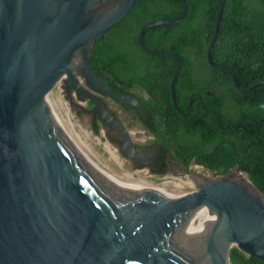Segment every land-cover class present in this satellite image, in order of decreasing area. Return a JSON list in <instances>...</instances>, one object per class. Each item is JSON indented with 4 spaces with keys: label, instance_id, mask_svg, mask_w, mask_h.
Returning a JSON list of instances; mask_svg holds the SVG:
<instances>
[{
    "label": "water",
    "instance_id": "1",
    "mask_svg": "<svg viewBox=\"0 0 264 264\" xmlns=\"http://www.w3.org/2000/svg\"><path fill=\"white\" fill-rule=\"evenodd\" d=\"M137 1L0 0V264H230L231 246L264 261V197L240 171L209 175L179 165L182 175L200 178L189 191L116 172L91 149L61 102H46L57 83L67 95L87 96L98 122L119 132L122 156H148V149L131 146L120 122L88 92L144 114L134 96L114 92L89 68L94 41ZM179 1L178 17L147 20L135 35L145 54L175 60L172 102L179 60L169 49H147L141 35L146 27L181 21L186 2ZM223 4L219 0L205 62L227 72L234 90L245 91L227 68L209 61ZM195 210L205 221L183 227Z\"/></svg>",
    "mask_w": 264,
    "mask_h": 264
},
{
    "label": "trees",
    "instance_id": "2",
    "mask_svg": "<svg viewBox=\"0 0 264 264\" xmlns=\"http://www.w3.org/2000/svg\"><path fill=\"white\" fill-rule=\"evenodd\" d=\"M185 2L181 21L146 27L141 35L147 49H169L179 60L173 102L168 83L175 60L145 54L135 35L147 20L178 17L179 0H138L94 41L89 68L106 78L114 92L139 100L145 116L132 108L133 119L184 170L199 167L216 175L235 168L264 197V0H224L209 50L210 63L227 68L237 87L245 91L234 90L227 72L205 62L219 0ZM97 128L93 124L94 132ZM228 260L230 264H264L235 246L229 248Z\"/></svg>",
    "mask_w": 264,
    "mask_h": 264
},
{
    "label": "flooded vegetation",
    "instance_id": "3",
    "mask_svg": "<svg viewBox=\"0 0 264 264\" xmlns=\"http://www.w3.org/2000/svg\"><path fill=\"white\" fill-rule=\"evenodd\" d=\"M77 82L81 85H83V81L81 78H77ZM62 92V96L68 101V104L71 108L80 110V112L86 113L89 120L90 125L93 126L96 125L98 130H103V136L104 138L113 146L116 147V150L118 152V147L123 146V140L119 134V132L111 128L107 125H104L102 123H99L96 116H97V107H91L92 103L91 100L81 94L76 93L74 91H71L68 95L64 92ZM88 92L92 95H95L101 102H103L105 108L107 109L108 114L120 122V124L123 126L124 130L129 136L131 146H141L145 149H148V156L141 159L136 158H125L122 156L119 152L118 154L129 162V164L136 168L141 169L143 167H146L151 173H153L155 176L162 177L165 174H167L170 170L176 169V167L180 168V164H177L176 162H172L170 160V155L165 152L164 148L159 146L153 139V136L146 133L143 128L140 127L139 123L137 122V118L135 117L133 119L132 117V108H134L138 113H140L135 107L132 106H121L119 103L115 102L113 99L109 98L108 96L93 91L88 88ZM108 99V100H107ZM137 99V98H136ZM147 98H143V100H146ZM138 100V99H137ZM139 101V100H138ZM140 103V102H139ZM141 104V103H140ZM142 106V105H141ZM142 114V113H140ZM145 116L144 114H142ZM138 132H143V134H146V138L140 140L137 138ZM144 161V163H143ZM163 166L162 171H160V168ZM181 169V168H180ZM189 169V168H188ZM187 169V170H188ZM153 170V171H152Z\"/></svg>",
    "mask_w": 264,
    "mask_h": 264
},
{
    "label": "rangeland",
    "instance_id": "4",
    "mask_svg": "<svg viewBox=\"0 0 264 264\" xmlns=\"http://www.w3.org/2000/svg\"><path fill=\"white\" fill-rule=\"evenodd\" d=\"M46 99L48 100V102H52L57 99L61 102L73 126L82 135V137L91 147V149L96 153V155L111 169L115 170L116 172L128 174L135 178L168 189L184 191L194 189L192 179H189L190 177L188 178V176H186L185 174L182 175L181 169L179 167H176V169L174 170H170L167 174L162 177L155 176L146 167H143L141 169H136L132 167L128 161L123 159L118 154L116 147L110 144L104 138L102 129H97V132H94L92 130V125H90V120L86 113L80 112V110L78 111L69 106L68 101L62 96L59 83L55 84V86L47 93ZM137 135V138L140 140L146 138V134H143V132H138ZM188 170L193 172H199L201 174H208L202 171L199 167H191ZM187 220L188 221L184 223V227L187 226L186 223H189L191 220H194V218L191 217V219L188 218Z\"/></svg>",
    "mask_w": 264,
    "mask_h": 264
},
{
    "label": "bare ground",
    "instance_id": "5",
    "mask_svg": "<svg viewBox=\"0 0 264 264\" xmlns=\"http://www.w3.org/2000/svg\"><path fill=\"white\" fill-rule=\"evenodd\" d=\"M46 102L49 103L47 99H46ZM189 177H190V179H192L193 182H194V181L197 182V181L200 180V178H199L198 176H196V175H189ZM191 217H193L194 220H191L189 223H186V225H187L186 227L197 226V225L202 224V223L205 221V216H201V215H199V214L197 213V210L193 211L192 214H190V216H189L188 218L191 219ZM186 221H188V220H186ZM186 221H185V222H186ZM185 222H184V223H185ZM183 227H184V226H183Z\"/></svg>",
    "mask_w": 264,
    "mask_h": 264
}]
</instances>
